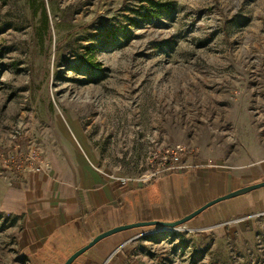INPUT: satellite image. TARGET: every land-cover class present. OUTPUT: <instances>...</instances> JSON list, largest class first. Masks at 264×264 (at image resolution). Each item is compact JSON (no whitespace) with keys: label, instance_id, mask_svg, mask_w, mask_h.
<instances>
[{"label":"rangeland","instance_id":"obj_1","mask_svg":"<svg viewBox=\"0 0 264 264\" xmlns=\"http://www.w3.org/2000/svg\"><path fill=\"white\" fill-rule=\"evenodd\" d=\"M154 1L172 9L0 0V154L36 144L134 179L165 144L196 145L214 164L264 160V0ZM30 174H0V205ZM3 217L0 264H28L8 251L22 222ZM256 219L139 229L107 264H264Z\"/></svg>","mask_w":264,"mask_h":264},{"label":"crops","instance_id":"obj_2","mask_svg":"<svg viewBox=\"0 0 264 264\" xmlns=\"http://www.w3.org/2000/svg\"><path fill=\"white\" fill-rule=\"evenodd\" d=\"M49 160L50 170L33 172L25 185L7 188L0 205L3 220L14 216L22 222L8 251L14 259H28V264H64L104 231L140 221H175L214 198L264 180L262 159L241 166L214 164L203 157L189 159L199 161L200 166L166 174L148 184L123 183L84 156L63 161L50 156ZM261 211L264 187L219 202L188 225L198 228L229 222L240 226L241 222L254 223V217L247 218L249 221L242 218ZM237 219L241 220L235 222ZM139 229L144 232L146 228L103 239L73 264H105Z\"/></svg>","mask_w":264,"mask_h":264},{"label":"built area","instance_id":"obj_3","mask_svg":"<svg viewBox=\"0 0 264 264\" xmlns=\"http://www.w3.org/2000/svg\"><path fill=\"white\" fill-rule=\"evenodd\" d=\"M201 150L198 146L193 144L176 143L173 145H162L160 154L156 153L150 158L147 169L143 170L140 178H127L121 177V182L128 181L137 183H148L158 179L166 174L183 171L190 167L200 166L199 164L192 165L188 163L189 158H200ZM150 165V168L148 169ZM51 169V163L47 153L38 145L32 144L26 148L16 146L11 152H4L0 154V174L9 179L18 178L22 174L41 172ZM264 211L258 212L251 216L243 217H262ZM241 219L235 220V222ZM226 222L224 224H228ZM184 229L183 227L177 228L176 231ZM187 230V229H185Z\"/></svg>","mask_w":264,"mask_h":264},{"label":"water","instance_id":"obj_4","mask_svg":"<svg viewBox=\"0 0 264 264\" xmlns=\"http://www.w3.org/2000/svg\"><path fill=\"white\" fill-rule=\"evenodd\" d=\"M262 187H264V180L261 181V182H257V183H254V184L239 188V189L234 190L232 192H229V193H227L225 195H222V196H219L217 198H214L213 200L207 202L206 204H204L200 208L194 210L190 214L184 216L183 218L175 220V221L151 220V221L133 222V223H129V224H123V225H120V226H116V227H114L112 229H109L107 231H104V232L96 235L85 246H83L80 249H78L77 251H75L66 260V262L64 264H73L81 255L86 253L89 249H91L93 246H95L97 243H99L103 239H105V238H107V237H109V236H111L113 234H116V233H119V232H123V231H127V230L138 229V228H148V227H153V226L161 227L160 231H171V230L174 231V230H177V228L182 227L183 225H186L189 222H191L194 218L199 216L201 213H203L205 210H207L211 206H213V205H215V204H217L219 202H222L224 200L237 197L239 195L248 193L250 191H253V190H256V189H259V188H262ZM144 233H146V232H144ZM138 236H135L131 240L136 239ZM108 261H109V259L106 261L105 264H107Z\"/></svg>","mask_w":264,"mask_h":264},{"label":"trees","instance_id":"obj_5","mask_svg":"<svg viewBox=\"0 0 264 264\" xmlns=\"http://www.w3.org/2000/svg\"><path fill=\"white\" fill-rule=\"evenodd\" d=\"M152 3V10L157 9L158 15H153V17H159L160 15H166L167 12L172 9V2H156L154 0H149Z\"/></svg>","mask_w":264,"mask_h":264}]
</instances>
